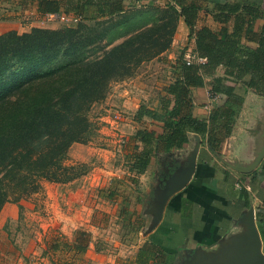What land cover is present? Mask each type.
I'll list each match as a JSON object with an SVG mask.
<instances>
[{
    "label": "trees",
    "instance_id": "1",
    "mask_svg": "<svg viewBox=\"0 0 264 264\" xmlns=\"http://www.w3.org/2000/svg\"><path fill=\"white\" fill-rule=\"evenodd\" d=\"M153 1H21L40 14L81 18L77 25L0 33V210L7 201L37 191L42 180L65 183L83 173V163L67 162L68 149L75 141H87L95 128L89 116L92 105L105 97L113 80L122 78L128 62L144 59L145 46L162 36L160 26H174L179 17L194 37L195 59L175 60L173 79L165 85L156 109L144 104L137 108L138 120L146 115L160 117L162 131L140 127L130 135L131 149L124 156L129 172L143 173L157 153L184 147L191 131L205 135L211 148L218 150L244 100L235 91L236 84L264 94V9L258 3L167 0L157 19L115 35L116 26L152 7ZM201 8L211 13L217 28L196 26ZM115 17L120 18L111 22ZM172 31L173 27L167 29L169 35ZM124 33L121 41L112 43ZM220 66L223 71L216 74ZM206 75L212 77L210 95L215 96V104L207 116L197 117L192 112L191 88L203 85ZM131 180H136L135 175ZM139 224L136 218L131 227ZM74 241L76 251H85L90 233L77 229ZM141 248L138 261H143L142 256L156 257L152 248L162 252L150 242Z\"/></svg>",
    "mask_w": 264,
    "mask_h": 264
},
{
    "label": "crops",
    "instance_id": "2",
    "mask_svg": "<svg viewBox=\"0 0 264 264\" xmlns=\"http://www.w3.org/2000/svg\"><path fill=\"white\" fill-rule=\"evenodd\" d=\"M21 1L0 0V33L9 29L23 32L32 26L55 27L47 14L38 13L31 4L22 6ZM253 1L264 9V0ZM166 2L154 0L152 7L116 26V33L149 24L158 18ZM202 24L218 27L204 8L199 10L196 21L197 27ZM176 32L181 43L189 40L187 49L189 54L193 53L194 37L189 35L182 17L178 19ZM222 71L220 66L216 74ZM211 78L206 75L203 85L191 88L192 112L197 117L207 116L215 104V96L210 95ZM235 91L244 100L230 135L218 150L211 148L205 135L191 131L184 147L157 153L143 173L128 171L136 180L140 178L143 191L135 195L134 201L125 199L120 205L128 227L125 232L118 231L119 225L109 233L100 232L96 221L71 228L67 216L60 218L58 230H51L48 226L52 218L36 216L34 223L38 230L28 236L27 249L13 252L7 244L19 245L16 241L20 233L10 232L4 226L10 221L21 222L22 218L18 215L19 201L6 202L0 210V264H255L249 252L253 238L250 226L257 232L259 250L264 256V94L240 83ZM158 104L159 101L144 105L156 109ZM134 117L131 125L134 131L140 127L156 133L162 131L160 117L146 115L140 120L135 114ZM126 119H122L120 127L117 124L116 135L122 136V140L128 138L129 143L130 136L124 133L134 131L128 130L129 121L123 122ZM101 174L106 176L99 172V177ZM52 205L55 206L54 202ZM136 218L140 224L133 229ZM77 229L90 233L85 251L78 252L74 247ZM146 242L161 247L162 252L159 254L152 248L156 257L142 256L143 261H138L137 253Z\"/></svg>",
    "mask_w": 264,
    "mask_h": 264
},
{
    "label": "rangeland",
    "instance_id": "3",
    "mask_svg": "<svg viewBox=\"0 0 264 264\" xmlns=\"http://www.w3.org/2000/svg\"><path fill=\"white\" fill-rule=\"evenodd\" d=\"M28 18L32 17H23V19ZM118 18L120 17H115L111 22ZM49 21L54 22L55 27L47 28L77 25V22L68 23L59 20L57 16ZM177 23L178 21L174 26H160L159 34L161 33L162 36L159 41H152L145 46L142 52L144 59L139 62L132 59L128 62L122 78L113 80L105 97L92 105L89 116L95 128L88 133L87 141H75L68 149L67 162L83 163V173L65 183L42 180L41 187L37 191L24 195L18 200L7 201L13 203L19 201L18 215L22 218L21 222L10 221L4 226L10 232L20 233L16 241L19 245L7 244L9 250L15 252V249L20 251L27 249L28 236L38 230V225L34 223L36 216L47 220L48 217L52 218L48 226L51 230L59 229L60 218L64 216L68 217L71 228L83 226L88 221H96L100 224L102 230L100 232L109 233L118 225L120 226L118 231L121 233L127 230L125 213L122 212L120 205L125 199L134 201L135 195H139L143 187L140 178L130 181L131 175L128 174V163L124 156L125 151L131 149L129 147L131 143H128V138L123 141L122 136L116 135L117 124L120 127L122 119L127 117L128 120L123 122L129 121L128 130L133 132L134 128L131 125L134 123V114L138 105H154L163 95L165 85L173 79L174 62L172 61L180 56L192 60L187 49L189 40L184 39L181 43L176 37ZM171 27L173 31L169 35L167 29L170 30ZM126 35L127 33L120 35L112 43L121 41ZM160 49L162 50L154 54ZM116 112L120 114L119 117L114 115ZM124 134V136L131 135ZM99 172H104L106 176L101 174L102 177H99ZM110 178L113 180L108 184ZM20 201L24 202V205ZM52 201L55 206L52 205ZM23 257V261L27 260V255Z\"/></svg>",
    "mask_w": 264,
    "mask_h": 264
},
{
    "label": "water",
    "instance_id": "4",
    "mask_svg": "<svg viewBox=\"0 0 264 264\" xmlns=\"http://www.w3.org/2000/svg\"><path fill=\"white\" fill-rule=\"evenodd\" d=\"M252 232V248L249 250L251 257L253 258L255 264H264V256L259 250L260 242L258 239L257 232L250 226Z\"/></svg>",
    "mask_w": 264,
    "mask_h": 264
},
{
    "label": "built area",
    "instance_id": "5",
    "mask_svg": "<svg viewBox=\"0 0 264 264\" xmlns=\"http://www.w3.org/2000/svg\"><path fill=\"white\" fill-rule=\"evenodd\" d=\"M57 16L59 18V20H62V21H65V22H68V23H75L77 21L80 20V16L79 15H74V14H65V13H47V17L48 18H53ZM190 58H195V54L194 53H191L190 55ZM200 61H202L203 59L202 58H198ZM186 63H190L192 60L191 59H185ZM114 115L116 117H119L120 114L119 113H114Z\"/></svg>",
    "mask_w": 264,
    "mask_h": 264
}]
</instances>
